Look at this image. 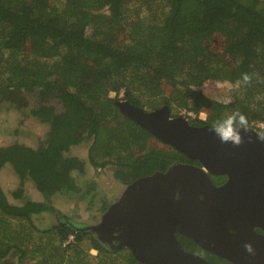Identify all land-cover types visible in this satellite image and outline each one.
Listing matches in <instances>:
<instances>
[{
    "label": "trees",
    "instance_id": "16d2710c",
    "mask_svg": "<svg viewBox=\"0 0 264 264\" xmlns=\"http://www.w3.org/2000/svg\"><path fill=\"white\" fill-rule=\"evenodd\" d=\"M214 35L222 39V51L211 47ZM242 73L252 77L249 84H237ZM205 80L229 82L234 99L222 103L205 96L197 89ZM166 85L163 104L171 115L179 109L206 112V121L189 118L196 127L236 110L247 116L248 126L263 121L264 0H0V101L17 103L15 109L46 125L36 147L19 142L0 147V166L10 165L20 179L12 192L19 203L9 202L0 187V264H14L6 259L13 249L20 259L44 254L38 244L28 248L37 240L31 217L52 210L54 196L79 191L71 173H83L85 162L66 155L70 147L90 142L88 162L126 169L115 171L120 180L164 171L172 160L188 161L115 105L125 99L143 108L164 95ZM29 98L36 100L27 108ZM260 131L264 135V128ZM150 139L155 144L137 154ZM26 181L35 184L43 201L22 194ZM51 228L59 246L70 234L75 240L62 246L54 264L68 250L66 264H87L91 258L115 264L118 252L105 250L95 238L85 243L73 229ZM178 238L183 246L194 245ZM84 243L83 255L72 248ZM92 247L97 255L88 253ZM128 256V264H135Z\"/></svg>",
    "mask_w": 264,
    "mask_h": 264
},
{
    "label": "water",
    "instance_id": "95a60500",
    "mask_svg": "<svg viewBox=\"0 0 264 264\" xmlns=\"http://www.w3.org/2000/svg\"><path fill=\"white\" fill-rule=\"evenodd\" d=\"M118 110L160 143L198 165L173 162L126 185L90 227L110 249L126 248L141 264H210L184 250L177 236L234 264H264V141L241 130L243 143H221L211 124L192 125L167 104L144 110L125 99ZM210 176H225L215 185ZM112 239L116 244H112ZM250 244L249 252L245 245Z\"/></svg>",
    "mask_w": 264,
    "mask_h": 264
},
{
    "label": "rangeland",
    "instance_id": "374dc122",
    "mask_svg": "<svg viewBox=\"0 0 264 264\" xmlns=\"http://www.w3.org/2000/svg\"><path fill=\"white\" fill-rule=\"evenodd\" d=\"M132 5V4H131ZM157 11V8H154ZM134 9H129L128 20H131ZM148 18L149 15H147ZM147 19V18H146ZM119 31V30H118ZM211 47H215V50L222 51L223 43L222 39L217 35H214V38L211 40ZM220 53V52H219ZM205 96L210 97L214 100H217L222 103L231 102L234 97L235 87L229 82H219L214 80H205L204 83L197 88ZM170 91L169 85L165 86V93L162 96L157 97L154 100H149L143 107L144 110H153L163 105L166 95ZM31 101V98H29ZM35 98L32 101L35 102ZM11 102L10 105L5 104L0 101V147H6L11 145L14 142L23 143L30 147H36L38 141L42 139L46 126L38 123L26 116V113L20 112L15 109L17 103ZM31 106V104L29 103ZM58 107L57 104H55ZM231 113H227L226 116ZM174 116V115H173ZM154 139H150L144 144L139 145V151L137 154H141L145 151V148L149 145L155 144ZM90 142H82L78 145L70 147L67 155L76 156L77 158L83 160L85 163V169L83 173L73 172V177L75 182L80 187L79 192L74 196L65 197L62 195H56L52 198V205L56 208V212H60L62 215L71 216L72 218L80 221H90L92 213L95 211V207L98 204L97 201H94L93 204H90L91 197L97 195L96 199L105 197L106 200L113 199L121 190V185L117 182L114 174V166L107 165L104 167H95L88 162V147ZM140 148H143L140 150ZM0 186L3 192L6 194L10 202L17 203L18 200L14 199L12 191H15L19 188L20 183L18 176L14 173L10 165L0 166ZM88 190L89 193L86 195L85 191ZM31 200H41V195L35 189L33 183L26 182L23 185V192ZM81 195V196H80ZM84 195V196H82ZM90 219V220H89ZM21 220L12 219V223L19 224ZM33 222L41 228L46 229L49 226L53 225L56 221L53 219L51 213H43L40 217H35ZM25 224V223H24ZM27 225V224H25ZM55 231H36L34 234L37 235L36 242L29 245L30 251L33 249L34 244H38L43 250V255H38L37 257L31 258V253L20 261H17L16 264H34V262L39 259L42 260L43 264H54L58 262V255L62 249V246L57 242V236L54 233ZM33 234V233H32ZM82 242H87L84 238ZM75 244L74 247L76 252L80 255L84 254V248L86 244ZM68 250L64 252L62 256V262L60 264H66L68 260L69 253ZM91 255H95V251H89ZM38 254V253H37ZM128 257L126 251H120L116 254L117 260L115 264H125V261ZM14 260H17V257H13ZM87 264H97V260L94 258L89 259Z\"/></svg>",
    "mask_w": 264,
    "mask_h": 264
},
{
    "label": "flooded vegetation",
    "instance_id": "af4514ba",
    "mask_svg": "<svg viewBox=\"0 0 264 264\" xmlns=\"http://www.w3.org/2000/svg\"><path fill=\"white\" fill-rule=\"evenodd\" d=\"M12 102V101H11ZM10 102V103H11ZM33 102L34 101H30V100H28V101H26V104H28L27 105V108H30L31 106H32V104H33ZM5 104H7V105H10V103H6V102H4ZM15 103V102H14ZM29 103L31 104V106L29 105ZM23 104H25V103H23ZM26 108V109H27ZM202 112H204V111H202ZM205 113V118H204V120L203 121H206V119H207V115H206V112H204ZM26 116L27 117H29V118H32L33 120H35V121H37L35 118H33V117H31L30 115H27L26 114ZM38 122V121H37ZM39 123V122H38ZM40 124H42V123H40ZM43 125H45V124H43ZM46 126V125H45ZM251 127V126H250ZM259 131H260V129H258ZM260 133H261V131H260ZM262 134V133H261ZM66 155H67V152H66ZM173 162H184V163H189V164H195V165H198V163L197 162H195V161H191V160H189L188 159V161H181V160H175V161H173L172 160V163ZM86 163V162H85ZM6 165V164H5ZM8 165V164H7ZM171 165V164H170ZM118 169H121V170H123L122 168H116V167H114V170H113V172H112V174H114L115 173V171L116 170H118ZM124 170H126V169H124ZM123 170V171H124ZM73 172H76V171H72V173ZM156 172V171H155ZM15 173V172H14ZM71 173V175H72V177H73V174ZM79 173V172H78ZM154 173V172H153ZM114 177L116 178V180H117V182L121 185V190L119 191V193L113 198V199H110V200H106V198L105 197H101V198H98V199H96V196L95 195H93L92 197H91V200H90V204H93V202L94 201H97V205H96V207H95V211H94V213H92V216H91V220L90 221H80V220H76V219H74V218H72L71 216H66V215H62V214H60V212H56V208L53 206V205H51L52 206V210H49V211H41L40 213H38V214H34L32 217H31V219H32V225H33V227H34V231L36 232V231H38V232H41L42 233V231H52L51 229V227H54V226H56V225H60V226H64V227H66L67 229H73L75 232H77V233H79V234H82V237H83V239L85 238L86 240H89V238H95L96 240H98L97 238H96V235L95 234H93V233H91V231H90V227H92L93 225H95V224H97L99 221H100V218H101V216H102V214L106 211V209L108 208V206L110 205V204H112L113 202H115L116 200H117V198H119L120 196H121V194H122V192H123V190L125 189V187H126V185H128L129 183H131L133 180H135V179H132V177L131 176H128L127 178H125L124 180H120L118 177H116L115 176V174H114ZM139 178V177H138ZM210 178H211V180H212V182L215 184V185H220V184H222L225 180H226V177L225 176H210ZM18 179H19V177H18ZM73 179H74V177H73ZM26 182H31V181H26ZM26 182H24V184L23 185H25V183ZM74 182H75V180H74ZM19 183H20V179H19ZM32 183V182H31ZM75 184H76V186H77V188H78V190L80 189V187L78 186V184L75 182ZM23 185H22V187H21V189H22V191H23ZM34 185V187H35V184H33ZM1 187V186H0ZM20 187V186H19ZM18 189V188H17ZM35 189H36V187H35ZM37 190V189H36ZM3 191V190H2ZM13 192V191H12ZM37 192H39L38 190H37ZM79 192V191H78ZM89 192H88V190H86L85 191V194L87 195ZM39 194H40V192H39ZM76 194V193H75ZM74 194V195H75ZM6 195V194H5ZM12 195V194H11ZM23 195H25V194H23ZM41 195V194H40ZM74 195H62V196H65V197H71V196H74ZM81 196V195H80ZM82 196H84V195H82ZM7 197V196H6ZM14 198V197H13ZM41 200H32V201H37V202H41V201H43L44 200V198H43V196L41 195ZM8 199V198H7ZM15 199V198H14ZM30 199V198H29ZM9 201V200H8ZM10 202V201H9ZM12 203V202H11ZM14 203V202H13ZM17 203H19L18 201H17ZM51 203H52V201H51ZM43 213H51L52 214V217H53V219L56 221L53 225H51V226H49L48 228H46V229H41V228H39L36 224H35V222H33V219L35 218V217H40ZM25 224H27V222L25 221L24 222ZM51 228V229H50ZM50 229V230H49ZM254 232H256L257 234H259V235H261V236H263L264 237V230L263 229H261L260 227H257V226H255L254 228ZM53 231H55V229L53 228ZM34 232V233H35ZM33 233V234H34ZM71 235H73V234H71ZM74 236V235H73ZM178 237H181L180 235H178L177 236V238ZM182 237H184V236H182ZM187 238V237H186ZM190 239V238H189ZM178 240H179V238H178ZM191 240V239H190ZM98 242L102 245V247L105 249V250H110V251H113V252H120V251H126L127 253H128V255L130 254V251L128 250V249H126V248H122V249H118V250H115V249H110V246H109V244H107V243H102V242H100L99 240H98ZM181 243V242H180ZM112 244H116V241L114 240V239H112ZM182 244V243H181ZM194 244V243H193ZM69 244H67V245H65V246H63V248L64 247H67ZM183 246V245H182ZM183 248H184V250L185 251H187V252H189V253H193V254H196V255H198V256H200L202 259H204V260H206L207 262H209L210 264H234V263H232V262H230V261H228V260H226L225 258H222V257H219V256H217V255H214V254H212V253H210V252H208V251H206V250H203V249H201V248H199L198 246H196L195 244L193 245V246H189V245H184L183 246ZM89 251H95V255H97L98 254V251H97V249H95V248H90V249H88ZM131 255V254H130ZM13 257H17V260H14V258ZM129 257V256H128ZM20 251H18V250H16V249H13V250H11V252L7 255V258L6 259H8V260H12L13 262H14V264H16V262L17 261H20ZM134 259V258H133ZM135 260V259H134ZM128 262H130V261H128L127 259H126V261H125V264H128ZM135 264H141L140 262H137L136 260H135ZM131 264V263H130Z\"/></svg>",
    "mask_w": 264,
    "mask_h": 264
},
{
    "label": "clouds",
    "instance_id": "9594fccd",
    "mask_svg": "<svg viewBox=\"0 0 264 264\" xmlns=\"http://www.w3.org/2000/svg\"><path fill=\"white\" fill-rule=\"evenodd\" d=\"M251 80L252 77L248 73H242L240 80L237 81V84L239 85L241 82L249 84ZM210 128L211 131L219 138L221 143L231 142V144L238 146L243 143L244 140V137L241 135V130L244 132L249 130L248 118L244 113L236 110L223 119L214 121ZM257 135L261 141H264V135ZM245 248L249 252L252 251L250 244H246Z\"/></svg>",
    "mask_w": 264,
    "mask_h": 264
},
{
    "label": "built area",
    "instance_id": "2783aa9c",
    "mask_svg": "<svg viewBox=\"0 0 264 264\" xmlns=\"http://www.w3.org/2000/svg\"><path fill=\"white\" fill-rule=\"evenodd\" d=\"M109 95L111 97H114V96H116V93L115 92H110ZM122 95H123V89L120 90V92L117 94V96L118 97H122ZM177 115L185 116L188 119L197 117L198 119L204 120V118H205V113L204 112H200L199 114L196 115L194 112L186 110V109H179ZM250 126L255 128V129H257V130L258 129H263L264 128V120L263 121H252L250 123ZM73 243H75L74 236L70 234L63 241L62 246H65L67 244H73Z\"/></svg>",
    "mask_w": 264,
    "mask_h": 264
}]
</instances>
